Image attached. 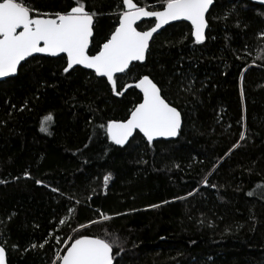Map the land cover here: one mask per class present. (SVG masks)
<instances>
[{
  "label": "trees",
  "instance_id": "trees-1",
  "mask_svg": "<svg viewBox=\"0 0 264 264\" xmlns=\"http://www.w3.org/2000/svg\"><path fill=\"white\" fill-rule=\"evenodd\" d=\"M133 1L162 8L161 0ZM20 2L47 14L76 6ZM82 2L97 13L95 54L124 4ZM207 18L200 43L184 21L157 34L146 62L117 76L121 95L81 67L64 73L65 56H34L0 82V244L8 264H59L80 236L115 237L114 264H264V6L215 0ZM143 75L181 111L180 134L149 143L137 132L116 145L107 123L127 119L141 102L135 83Z\"/></svg>",
  "mask_w": 264,
  "mask_h": 264
},
{
  "label": "snow or ice",
  "instance_id": "snow-or-ice-1",
  "mask_svg": "<svg viewBox=\"0 0 264 264\" xmlns=\"http://www.w3.org/2000/svg\"><path fill=\"white\" fill-rule=\"evenodd\" d=\"M122 2L126 10L119 14L118 26L100 50L95 55H89L90 38L93 37L94 18L97 13L86 10L82 0H74L76 6L66 13L55 14L40 13L20 0H0V78L15 74L21 62L33 53H47L52 56L65 53L67 66L63 69L64 73L75 70L74 66L78 65L93 69L96 74L107 78L116 95H121L122 93L117 91L116 74L124 73L133 61L145 60L153 34L163 25L180 19L190 21L195 41L200 43L205 40V29L208 27L206 13L214 0H161V11H148L145 7L133 3V0ZM141 17H155L154 27L138 31L134 25ZM17 29L22 30L18 32ZM260 36L264 37V33ZM129 87L131 85H124L125 89ZM135 87L143 92L142 102L131 110L127 119L111 120L107 123L108 137L116 145L123 146L137 129L149 143L156 137L177 136L181 128V113L165 99L157 84L148 75H144ZM185 90L191 91V84ZM51 119L49 115L41 122L43 130H46ZM244 139L245 133L241 132L240 140ZM238 144L239 142L233 145V148ZM24 175L27 177L29 173L25 172ZM109 179L110 174L104 177V183L107 184ZM36 182L41 183L39 180ZM103 219L107 221L109 217L104 216ZM60 223L64 224L65 221L61 220ZM116 244L118 240L115 237L109 240L80 236L74 240L66 254H58L59 264H114L113 252ZM40 247H43V244ZM0 264H5L3 246H0Z\"/></svg>",
  "mask_w": 264,
  "mask_h": 264
},
{
  "label": "water",
  "instance_id": "water-1",
  "mask_svg": "<svg viewBox=\"0 0 264 264\" xmlns=\"http://www.w3.org/2000/svg\"><path fill=\"white\" fill-rule=\"evenodd\" d=\"M249 1L252 2V3H254V4H257V5H260V6H264V0H249ZM214 2H215V0H214ZM133 3L137 4L135 1H133ZM137 5H138L139 7H143V6H140L139 4H137ZM213 5H214V3H213ZM213 5H212V6H213ZM212 6H210L209 12H210ZM145 9L148 10V11H161V10H163V7L160 8V9H151V8H149V7H145ZM124 10H126V6H125V5H124ZM209 12L206 13V20H207V22H208V18H207V17H208ZM33 15H34V13H33ZM147 20H152V21L154 22L153 25L150 26V27L147 28V29H144V30L139 29V28H138V25L141 24V23L144 22V21H147ZM181 21L187 22V23H189V24L191 25V22H190V21H187V20H184V19H180V20H177V21H170L169 24H167V25H163L162 28L159 29V30L157 31V33H154V34H153V38H152V39L150 40V42H149V48H150V45H151L152 40L154 39V37H155L157 34H159L161 31H163V30H164L167 26H169L170 24H173V23H176V22H181ZM155 23H156V18H155V17H141V19L138 20V21L136 22V25H134V26L137 28L138 31H146V30H149L150 28L154 27ZM94 24H95V18H94ZM191 26H192V25H191ZM208 27H209V23H208ZM208 27L205 29V38H206V34H207ZM21 30H22V29H17L18 32L21 31ZM192 33H193V27H192ZM93 36H94V29H93ZM193 37H194V36H193ZM92 38H93V37L90 38L89 49H90V47H91ZM194 39H195V37H194ZM89 49H88V54H89V55H95V54H96V53H95V54H90V53H89ZM147 54H148V51L145 53V60H144V61H133V62L130 63L129 68H130L133 64H135V63H141V64L145 63V62H146V59H147ZM34 56H48V57H52V58H56V57H60V56H65L66 59H67V56H66L65 53H60V54H58L57 56H52L51 54H47V53H33L31 57H28V58H26L25 61H22V62H21V65H22L24 62H26L27 60H29L30 58L34 57ZM21 65L18 66V70H17V72H16L15 74H10V75L7 76V77L0 78V82L6 80V79H8V78H12V77L17 76L18 73H19V70H20ZM76 67H81V68H83V69H86V70H88V71L93 72L97 77H102V76L96 74L95 71H94L93 69H87V68H85V67L82 66V65L74 66V68H76ZM127 70H128V69H127ZM127 70H126V71H127ZM70 71H71V70H70ZM126 71H125V72H126ZM125 72H124V73H125ZM124 73H117L116 76H115V78H117V76H119V75H121V74H124ZM143 76H144V75H143ZM141 77H142V76H141ZM141 77H140V78H141ZM102 78H106V77H102ZM140 78H139V79H140ZM149 78L152 79L150 76H149ZM106 79H107V78H106ZM139 79H138V80H139ZM138 80H137V82H138ZM152 80H153V79H152ZM137 82H136V83H137ZM153 82H154V80H153ZM136 83H135V84H136ZM154 83H155V82H154ZM157 86H158V85H157ZM158 87H159V86H158ZM137 90L142 94V100H143V92H142L139 88H137ZM161 94H162V92H161ZM142 100H141V102H142ZM141 102H139V103H141ZM139 103H138V104H139ZM170 104H171V103H170ZM172 106H174V105H172ZM174 107H175V106H174ZM176 108H177V107H176ZM177 109H178V108H177ZM178 111H180V110L178 109ZM180 113H181V111H180ZM117 121H122V120H117ZM182 126H183V115H182V113H181V128H182ZM181 128H180L179 131H178V135L175 136V137H156V138L153 139L152 142L157 141V140H162V139H163V140H173V139H176V138L179 136V134H180V130H181ZM137 132L140 133V134H141V135L147 140V138L143 135V133L139 132L138 129L134 131L133 136H134ZM133 136H132V137H133ZM132 137H129V140H128V141H130V139H131ZM128 141H127V142H128ZM113 142H114V141H113ZM127 142H126V143H127ZM126 143H125V144H126ZM119 146H121V145H119ZM91 237H95V236H91ZM78 238H79V237H78ZM78 238H76V239H78ZM73 242H74V240L71 242V244H72ZM71 244L69 245V247L71 246ZM0 246H3V245L0 244ZM3 247H4V246H3ZM69 247H68V248H69ZM68 248H67V249H68ZM67 249H66V251H67ZM66 251L64 252V254H66ZM64 254H63V255H64ZM5 264H8V256H7V251H6V249H5Z\"/></svg>",
  "mask_w": 264,
  "mask_h": 264
},
{
  "label": "rangeland",
  "instance_id": "rangeland-1",
  "mask_svg": "<svg viewBox=\"0 0 264 264\" xmlns=\"http://www.w3.org/2000/svg\"><path fill=\"white\" fill-rule=\"evenodd\" d=\"M65 245H66V244H65ZM59 255H60V256H62L63 254H62V255H61V254H59ZM57 260H58V256H57V259H56V261H57Z\"/></svg>",
  "mask_w": 264,
  "mask_h": 264
},
{
  "label": "bare ground",
  "instance_id": "bare-ground-1",
  "mask_svg": "<svg viewBox=\"0 0 264 264\" xmlns=\"http://www.w3.org/2000/svg\"><path fill=\"white\" fill-rule=\"evenodd\" d=\"M64 254V253H63Z\"/></svg>",
  "mask_w": 264,
  "mask_h": 264
}]
</instances>
